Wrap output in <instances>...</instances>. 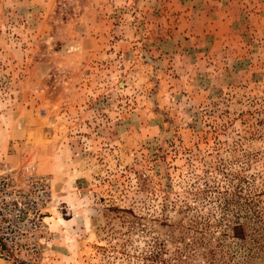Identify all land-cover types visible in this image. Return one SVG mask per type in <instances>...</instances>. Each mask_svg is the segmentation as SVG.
Returning <instances> with one entry per match:
<instances>
[{"label":"rangeland","instance_id":"obj_1","mask_svg":"<svg viewBox=\"0 0 264 264\" xmlns=\"http://www.w3.org/2000/svg\"><path fill=\"white\" fill-rule=\"evenodd\" d=\"M0 160L36 264H264V0H0Z\"/></svg>","mask_w":264,"mask_h":264},{"label":"built area","instance_id":"obj_2","mask_svg":"<svg viewBox=\"0 0 264 264\" xmlns=\"http://www.w3.org/2000/svg\"><path fill=\"white\" fill-rule=\"evenodd\" d=\"M49 177L32 163L17 168L0 160V261L36 264L46 241Z\"/></svg>","mask_w":264,"mask_h":264},{"label":"trees","instance_id":"obj_3","mask_svg":"<svg viewBox=\"0 0 264 264\" xmlns=\"http://www.w3.org/2000/svg\"><path fill=\"white\" fill-rule=\"evenodd\" d=\"M231 234L235 237V238H238V239H242L243 237V233H242V230H241V225L239 224H234L231 228ZM250 250V248H249ZM209 253H211L209 251ZM252 253L249 255L251 257ZM243 262H231L230 264H242ZM197 264H203V263H197ZM204 264H224L223 262L221 263H215V262H211V261H208V262H205ZM226 264V263H225Z\"/></svg>","mask_w":264,"mask_h":264}]
</instances>
